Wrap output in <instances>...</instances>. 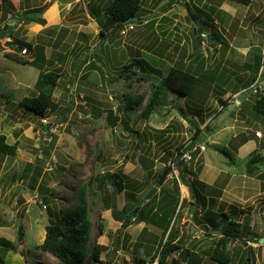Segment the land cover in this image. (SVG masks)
I'll list each match as a JSON object with an SVG mask.
<instances>
[{
    "label": "rangeland",
    "instance_id": "obj_1",
    "mask_svg": "<svg viewBox=\"0 0 264 264\" xmlns=\"http://www.w3.org/2000/svg\"><path fill=\"white\" fill-rule=\"evenodd\" d=\"M44 1L0 0V37H4L0 39V134L18 147L15 156L0 152V223L8 225L0 227V264H58L40 248L46 227L65 226L66 213L84 204L91 222L90 246L107 248L95 264H161V246L171 240L169 232L164 235L154 224L166 217L155 214L165 192L177 197L175 178L180 204L174 243L187 241L164 264L173 259L181 264H221L210 255L220 235L211 237L202 231L191 235L195 224L191 202L196 201L203 221L206 211L213 210L240 224L242 238L227 244L229 260L224 264H264V244L250 243L264 238V169L253 175L246 171L252 157H264V119L254 112V104L264 95V81L216 133H208L222 111L221 100L233 102L246 91L255 75L248 65L258 54L264 59V0H253L249 7L231 0H163L157 8L158 0H144L141 22L123 27L105 15L111 0H50L43 7L44 14L49 11L46 25L22 24L18 15L41 7ZM186 3L203 22L206 34L200 35ZM88 16L94 18L97 30L106 27V37L98 33L90 42L93 25L85 26L90 35L80 26L91 21ZM37 46L43 47L41 54ZM23 47L29 49L27 55L22 54ZM37 53L45 58L44 72L61 74L44 118L21 106L24 98L38 94L34 86L41 68L32 63ZM10 54L29 63L17 62ZM131 64L137 75L129 80L113 76ZM173 66L197 76L195 92L191 96L172 92L170 106L156 109L148 121L142 119L152 84L168 77ZM216 68L219 75L213 72ZM154 69L161 71L162 78ZM143 72L151 80L137 79ZM263 72L262 66L258 77L264 78ZM220 74L225 79L211 83L209 77ZM141 93L146 95L143 105L126 113L125 94ZM71 101L75 107L64 113ZM109 113L121 117L115 127L108 125ZM189 121L197 122L208 135L193 145L196 150H191L190 161L181 160L188 179L205 184L204 189L197 184L193 201L173 163L174 155L194 140ZM166 166L174 169L160 188L164 193L159 191L151 203H145L138 220L133 219L120 234L124 215L156 186ZM93 191L98 195L93 196Z\"/></svg>",
    "mask_w": 264,
    "mask_h": 264
},
{
    "label": "trees",
    "instance_id": "obj_2",
    "mask_svg": "<svg viewBox=\"0 0 264 264\" xmlns=\"http://www.w3.org/2000/svg\"><path fill=\"white\" fill-rule=\"evenodd\" d=\"M143 1L144 0H111L105 7V15L109 16L111 19L116 20V22L120 24V27L121 26L123 27V25H132L136 22H141L142 20L141 17L143 18V16H145V14H143L144 12L142 8ZM162 1L163 0L157 1L156 8L157 6L160 5ZM231 1L249 7L253 0H231ZM43 12H44L43 8H37L30 11H26L23 15H21L22 18L21 21L22 20H24L25 22L31 21L44 26L46 25L47 21L41 15L43 14ZM141 12L143 15H141ZM37 14L39 16H36ZM133 17L137 18V20L126 24V21L130 20ZM105 28H102L100 30L101 38L106 37V32L104 30ZM0 31L2 30L0 29ZM201 33L206 34L203 27L200 28V34ZM8 37L10 36L8 35ZM37 49H39V54H41V52L44 51L43 47L41 46H37ZM21 50H23V48H21ZM88 50L89 49H87L86 51ZM147 50L151 51L150 49ZM39 54L37 53L36 59L32 61L34 65L41 68V72L39 73L38 79L34 86L38 94L24 98L21 101V106L35 113L37 116L44 118L47 111L50 109L52 105L54 98L53 94L57 89L58 81L61 78V74L57 71L44 72L42 70L41 63L45 62V58ZM9 57L23 64L29 63V61L24 60L16 56L15 54H10ZM94 57H98V55H94ZM87 61L89 62V60ZM263 64H264L263 57L260 54H258L255 57L253 65L251 64L248 65L249 68H251L255 73L253 77V82L249 86H251L257 80L258 72L260 68L263 66ZM133 65L134 64L126 66V70L115 73L113 74V76H115L118 80H122V79L129 80L130 77L138 74L136 71L130 70L131 68H133ZM219 71L220 69L216 68L213 72L214 74L217 73L215 75H219L218 74ZM77 73H79V71ZM77 73L76 75H78ZM154 73L156 75L161 76L162 78L161 71L154 69ZM220 76L222 78L217 80ZM220 76L219 77L210 76L209 78L211 80V83L214 84L217 81L218 83L223 81L225 75L220 74ZM137 79H140V81L151 80L150 76L144 72L143 75L138 77ZM197 81H198L197 76L193 74L192 71H190L189 69L183 70L181 67L173 66L169 72L168 77L162 78L157 83L152 84L151 97L149 98L147 104L142 109L140 117L148 121L150 117L154 114L156 109L170 106L171 105L170 94L172 92L182 96H191L195 92V86L197 84ZM249 86L247 87L249 88ZM124 98H125V109H124L125 112L134 113L135 111H138L139 108L143 105L146 99V95L145 93H141L138 95L125 94ZM229 103L230 102L221 100V105L223 108L222 111L218 114L217 118L223 112V110L228 106ZM254 112L264 119V95H262L254 104ZM201 132H202L201 129H198L197 131L194 130L195 135L193 141L196 140V138L199 136ZM17 148L18 147L16 145L8 144L5 135L0 134V152L5 153L7 155L15 156L17 152ZM191 148L192 146L188 147V150L190 151ZM260 156L261 155H255V157H252L249 160L246 168L248 174L253 175L260 168L264 169V157L263 156L260 157ZM141 161L145 163L146 159L141 158ZM173 163L179 168L180 180L183 177H187L188 171L185 170L183 163L179 164V162H177V155H174ZM144 165L147 166V163ZM161 173L162 172L159 173L156 183L158 182ZM174 181H175V186H177L176 189L179 195L177 193V197H171L169 193L167 192L164 193L163 190L160 191L161 193H164L163 196L160 198V203H162L163 200L164 203L161 207L159 206V211L156 212L155 214V216H158L159 213H162L163 217H166L158 222L154 221L155 222L154 224L164 230V235H166L169 232L168 237L171 240V241H167L164 245H162L161 246V248L163 247L162 249L160 248L161 264H164L170 255L180 251V249H182V246L185 245L187 241V238H184L183 240H180L181 242L174 243L176 235L173 232V228L176 223V219L179 215L176 214V212L180 204L179 180L175 178ZM189 183L191 185L193 193L194 190L196 189L195 187H197V184H199L204 189L205 184L196 179L193 181L189 180ZM92 195L97 196L98 193L93 191ZM193 195L194 197L196 196L195 193ZM156 197L157 195H155L150 201L145 203L146 204L151 203ZM169 197H171V199ZM185 201L186 200L184 199L181 207H183ZM202 201H203L202 203L203 209H205L206 208L205 199H202ZM139 202L140 201H138L137 204H139ZM145 203L142 205V209L140 208L135 218H133L134 207L129 211V213H126L124 215L123 221L121 220L123 224H122V228L120 229L121 230L120 234L122 233L123 229H126L131 224V221L133 219L135 221L138 220V216L141 214L142 210L146 208ZM195 204H196V210L193 215V219L195 221L194 225H198L200 227L204 224L206 225L209 224L213 230H219L222 232V235H220L219 240L216 242L217 245L213 248L211 254L209 252L208 253L211 255L213 259L217 260L221 264L228 262L229 257L227 254H225V248L229 242H235L242 238L241 235L242 230H240V224L230 220L225 213L223 212L219 213L213 210L206 211V217L204 219L205 221H203V219L200 218V212L197 201L195 202ZM87 211L88 210L85 204L80 205L79 207L73 208L68 213H66V217L64 218L65 226H63L62 224H55L46 227V237L44 239V242L40 245V248L44 252L53 255L58 260L59 262L58 264H83L88 258L89 261L87 264H95L96 262L100 261L101 255L103 254V252L106 251L107 248L105 246L97 243H94L93 245L90 246L91 222L87 216ZM206 235L212 237V234L210 233H207ZM251 248L252 247H250V250ZM182 253L183 250L179 252V255H181ZM0 262L2 263L3 261L0 260ZM175 264H181L180 260L177 259Z\"/></svg>",
    "mask_w": 264,
    "mask_h": 264
},
{
    "label": "water",
    "instance_id": "obj_3",
    "mask_svg": "<svg viewBox=\"0 0 264 264\" xmlns=\"http://www.w3.org/2000/svg\"><path fill=\"white\" fill-rule=\"evenodd\" d=\"M185 7H186V12H187L188 16L191 18V20L193 22H195V23L196 22H200L199 18L193 15V13L191 11V8H190V5L188 3L185 4ZM136 20H137V18L133 17L130 20L126 21V24H128L130 22H134ZM7 28H8V26L4 29V31H6ZM3 38L4 37H0V39H3ZM209 39H212V36L211 35H209ZM7 45L10 46L11 45V42H7ZM100 47H102V44L100 45ZM263 68H264V66H263ZM263 81H264V78H260L258 80V82L254 84V86H251L246 91L238 94L235 97L234 101L233 102H230L228 104V106L223 110V112L219 115V117L216 120L215 126L213 128H211V129H208V133L209 134L216 133L219 130V128L221 127L223 121L231 114V112L234 111L237 107H239L243 103H245V101L248 99L249 95L254 92V88L257 87L258 84L259 83H262ZM73 93L74 92H72V94ZM74 107H75V102L74 101H71L68 104V106L65 108L64 113L65 112H70ZM175 109L177 110L179 116L183 120H186L187 119V115L184 113V111L181 108H179V107L176 106ZM120 120H121V117L120 116H115L113 113H109L108 114L107 122H108V125L110 127H115V124L117 122H119ZM189 125L195 131H197L199 129L198 124L195 121H189ZM207 137H208L207 134L201 132L199 134V136L196 138V140L192 142V145H195L197 143V141H203ZM205 142H207V140ZM207 144L209 145L208 142H207ZM182 156H183L182 154H179L178 157H177V162H179V164H181ZM173 169H174L173 166H166L165 167V169L162 172V174H161V176H160V178H159L158 183L156 184V186H154L146 194V196L139 202L138 206L133 211V218L136 217L137 213L139 212L140 207L145 202L150 201L159 192L160 187L167 181V179L170 176V174L172 173ZM180 182L185 187H187L188 192H189L190 199L193 201L194 195H193L192 188H191V185L189 183L188 177L181 178ZM195 210H196V206H195V204L193 202H191V216L194 215ZM6 226H8V225L7 224H1L0 223V227H6ZM190 229H191V235L194 234L195 232H198V231H202L203 233H210L212 235H222V232L221 231L210 229L207 225H202L200 227H197L194 224H191ZM250 243H252V244H264V238H262V239H251L250 240ZM175 263H176V259H173L172 262H171V264H175Z\"/></svg>",
    "mask_w": 264,
    "mask_h": 264
},
{
    "label": "crops",
    "instance_id": "obj_4",
    "mask_svg": "<svg viewBox=\"0 0 264 264\" xmlns=\"http://www.w3.org/2000/svg\"><path fill=\"white\" fill-rule=\"evenodd\" d=\"M48 2H50V0H45L44 1V3H43V5L41 6V7H39V8H43L46 4H48ZM72 3H74V2H68V4H72ZM21 5V4H20ZM20 5L18 6V8H17V10H19V9H21V7H20ZM80 9V8H79ZM47 10H48V8L46 7V10H45V12H47ZM24 12H23V14L26 12L25 10H23ZM56 12H57V7H56ZM23 14H20V15H18V16H20L21 17V15H23ZM44 14V13H43ZM48 14H49V11L47 12V13H45L44 14V16H43V18L46 20V21H48L49 20V16H48ZM17 15V14H16ZM73 16H75V14L73 15ZM11 17V14L9 13L8 15H7V18H10ZM11 19V18H10ZM22 19V18H21ZM88 19H90L91 21H88V24L86 25H80V26H84V29H82L81 27H80V29H82V32L84 31V33H86L87 35H90V34H88L87 32H86V29H87V27H85V26H88L89 24H91V25H93L92 27H90L89 29L91 30H94L95 31V33H94V36H93V38H92V35H90L89 36V39H90V42L93 40V39H95L96 37H97V35H99L98 33H100V30L102 29V28H100V27H98V30L96 29V25H94V24H96L95 22H92V21H94V18H92L91 16H88ZM75 22H77L78 23V21L76 20ZM92 22V23H91ZM22 24H24L25 23V21L24 20H22V22H21ZM20 23V25L19 26H21L22 24ZM42 26V25H41ZM78 30V29H77ZM81 32V31H80ZM85 37H86V35H85ZM26 48V47H25ZM23 49H24V47H23ZM264 52V51H263ZM25 60V59H24ZM28 64V63H27ZM43 64H44V62H42L41 63V65L43 66ZM246 144V143H245ZM161 188V187H160ZM159 191H160V189H159ZM44 242V241H43Z\"/></svg>",
    "mask_w": 264,
    "mask_h": 264
},
{
    "label": "built area",
    "instance_id": "obj_5",
    "mask_svg": "<svg viewBox=\"0 0 264 264\" xmlns=\"http://www.w3.org/2000/svg\"><path fill=\"white\" fill-rule=\"evenodd\" d=\"M124 33V32H123ZM28 52H29V49L28 48H24L23 50H22V54L23 55H27L28 54ZM192 146V144L190 145V147ZM188 147L189 146H186V147H184L183 148V150H182V154H183V160H185V161H190L191 160V150H196V147L195 146H193L194 148H191V150L189 151L188 150ZM202 149H205V147H201ZM44 207H46V206H44Z\"/></svg>",
    "mask_w": 264,
    "mask_h": 264
},
{
    "label": "flooded vegetation",
    "instance_id": "obj_6",
    "mask_svg": "<svg viewBox=\"0 0 264 264\" xmlns=\"http://www.w3.org/2000/svg\"><path fill=\"white\" fill-rule=\"evenodd\" d=\"M185 1H186V0H184V3H185ZM196 24L198 25V28H199V29H200L201 27H203V25H204L202 21H200V22H196ZM199 29H197V30H199ZM200 35H204V34L201 33ZM263 60H264V59H263ZM263 66H264V64H263ZM262 75L264 76V72H263ZM257 79H260V77H258ZM256 81H257V80H256ZM256 83H257V82H256ZM177 157H178V156H177ZM163 171H164V170H163ZM161 174H162V173H161ZM157 183H158V182H157ZM157 183H156V184H157Z\"/></svg>",
    "mask_w": 264,
    "mask_h": 264
},
{
    "label": "clouds",
    "instance_id": "obj_7",
    "mask_svg": "<svg viewBox=\"0 0 264 264\" xmlns=\"http://www.w3.org/2000/svg\"><path fill=\"white\" fill-rule=\"evenodd\" d=\"M192 148H193V145H192ZM180 154H182V152H181ZM182 155H183V154H182ZM182 159H183V156H182Z\"/></svg>",
    "mask_w": 264,
    "mask_h": 264
}]
</instances>
